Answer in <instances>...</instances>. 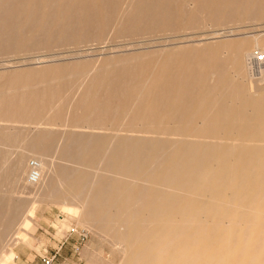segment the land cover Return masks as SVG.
Instances as JSON below:
<instances>
[{
  "label": "bare ground",
  "instance_id": "obj_1",
  "mask_svg": "<svg viewBox=\"0 0 264 264\" xmlns=\"http://www.w3.org/2000/svg\"><path fill=\"white\" fill-rule=\"evenodd\" d=\"M179 1L128 0L119 11L120 0H0V44L87 35L115 16L122 30L134 31L264 20V0H185L183 11ZM257 49L264 53V33L119 57L91 73L65 64L0 75V245L18 223L37 230L3 190L12 182L36 197L35 210L56 204L109 238L122 253L118 264H264V65L252 60ZM74 81L82 85L72 107H57ZM52 109L50 122L38 121ZM62 114L73 123L125 117L143 134L101 143L94 132L53 129ZM22 136V152L5 164L9 152L1 147ZM54 226L70 228L62 218ZM12 235L0 264L32 243Z\"/></svg>",
  "mask_w": 264,
  "mask_h": 264
},
{
  "label": "rangeland",
  "instance_id": "obj_2",
  "mask_svg": "<svg viewBox=\"0 0 264 264\" xmlns=\"http://www.w3.org/2000/svg\"><path fill=\"white\" fill-rule=\"evenodd\" d=\"M127 2L128 0H120L118 10L122 11ZM184 2L185 0H180L178 3L180 11H183ZM119 22L120 19L115 16L87 35H70L64 38L47 39V41L0 44V75H9L10 72V75L14 76L17 72L65 64H80L91 73L102 62L119 57L147 56L161 51L203 46L239 37L250 39L256 34L264 33V20L254 21L248 18H240L225 25L191 20L186 25L179 24L168 28L148 27L136 31L122 30ZM255 52L257 54H253L252 60L258 54H264L260 49ZM261 64L264 65V61ZM256 65L253 62L252 67L256 68ZM80 85H82L81 81H74L66 87L62 98L56 103L57 107H61L63 103L67 107H72L73 103L70 99L78 92ZM53 113V109L47 110L38 118V121L50 122L49 118ZM76 120L77 122L73 123L66 120L65 114L56 115L51 127L53 129L70 128L81 133L94 132L101 143L115 135L143 134L130 125L129 118L125 117L116 120L115 117L109 116L103 120V118L93 116L87 120L89 122H84L86 119L81 117H77ZM14 125H22L26 128L35 126L32 123L20 122ZM76 126L81 127L75 128ZM23 139L24 137L16 143L1 147L2 151L8 150L9 152V158L5 160V164L12 163L22 152ZM52 157L54 160H59V156L54 153L48 158ZM30 160L34 159L31 157ZM30 174L31 171L26 174L28 181ZM3 190H10L13 193L12 200L21 205L20 213L24 216L27 214L26 216L37 226L35 234L25 229L20 223L14 227L12 234L19 231L20 236L31 237L32 243L25 246L18 245L15 249L18 258L11 264H118L121 262L122 253L118 246H115L109 238L99 236L88 225H79L75 219L71 220L56 204L50 203L35 210L36 197L32 193L25 192L20 185L10 182L4 186ZM60 217L69 221L68 230L61 231L54 226L61 220ZM12 234H8V242L0 245V262L4 261L6 253L12 248L11 243L16 240V236ZM11 238L12 240L9 241Z\"/></svg>",
  "mask_w": 264,
  "mask_h": 264
},
{
  "label": "built area",
  "instance_id": "obj_3",
  "mask_svg": "<svg viewBox=\"0 0 264 264\" xmlns=\"http://www.w3.org/2000/svg\"><path fill=\"white\" fill-rule=\"evenodd\" d=\"M256 60H257V62L264 61V54H262V53L258 54L256 57ZM32 173H33L32 178L34 179L37 176V173H35V172H32Z\"/></svg>",
  "mask_w": 264,
  "mask_h": 264
}]
</instances>
